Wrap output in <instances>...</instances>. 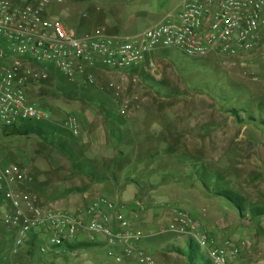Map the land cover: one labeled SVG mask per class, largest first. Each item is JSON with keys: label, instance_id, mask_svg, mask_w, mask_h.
<instances>
[{"label": "crops", "instance_id": "obj_1", "mask_svg": "<svg viewBox=\"0 0 264 264\" xmlns=\"http://www.w3.org/2000/svg\"><path fill=\"white\" fill-rule=\"evenodd\" d=\"M63 1L61 5L51 6L50 14L55 19L63 15L68 21L65 27L73 34L125 38L146 30L167 14L178 11L186 0ZM96 9L98 11H94ZM87 10L94 12L85 17L84 13ZM158 50L161 49L154 51ZM154 51L147 55L144 62L149 63L150 67L153 66L150 59ZM106 73L101 68L93 71L96 80L109 78ZM117 74L123 75L118 72ZM58 89L73 90L74 97L70 99L74 104H78V111L74 115L79 125V136L76 137L77 146L71 149L79 162L74 163V157L72 160L66 158L68 166L64 173H61L59 170L62 168V162L52 157L53 151L49 155L50 162L45 163H48V170L43 174L44 176L38 177L42 174L35 172L33 176V173L29 171L33 181L23 187L24 193L40 205L51 203L42 198L44 194L54 196L53 204L75 216L83 214L90 200L102 199L115 205L110 213L114 219L115 209L122 204L124 209L120 212L121 216L141 236L140 242L135 243V247L145 253L152 251L156 255L160 253L167 255L165 260H160L157 255L158 258L156 257L155 260L158 264H174L170 258L173 259V256L178 254L184 258L183 264H187L186 257L180 252L185 253L190 242L193 246L196 245L188 239H183L184 243L179 244L178 241L182 240L175 242L177 239L167 231L173 219V210L180 206L188 211L198 225L219 245L232 242L241 246V253L235 261L237 264H264V215L256 216L255 214L256 210L264 209V111L260 113L257 110L258 117L250 119V122L241 120L242 123L238 124L239 126L236 125L234 134L223 131L222 126L225 121L206 122L202 133L195 134L193 140L203 143L205 159L209 154L211 157L209 161L219 164V170L207 167L203 170L206 174L216 172L221 181V188L208 187L196 178L195 181L189 182V186H185L187 189L179 188L182 190V195L171 194L169 189L177 188L173 182L169 185L159 183L162 180L157 176L153 178L158 180L153 181L152 176L148 175L147 179L155 185L142 188L137 184L138 180L133 178V170L139 169L140 165L132 163L131 153L134 149L130 148L129 143L134 142V145L139 146V150L147 157L158 155L163 150L158 146L163 140V135L160 136L156 123L146 124L140 117L142 121L132 122L130 126V122L120 119L106 102L100 101V105L92 102V105L81 100V97L76 95L82 90L81 86L72 85L69 88ZM49 112L53 123L66 122L52 109H49ZM38 122L32 126H37ZM217 125H219L218 128H216ZM2 135L1 132L0 137L6 138ZM171 148L167 147V149ZM124 159L129 161L125 163ZM27 167L34 171L36 162H31ZM228 171L230 175H225L224 173ZM205 188L227 190L239 195L244 201L242 211L239 212L227 201L214 197ZM45 189L46 191L42 193ZM136 201L144 204L142 209L135 207ZM85 231V228L79 230L77 240L81 243L73 244L78 245L74 254L77 251L91 249L93 254L100 253L101 257L107 258L110 252L118 251V249L107 247L102 236L90 234L88 241L84 235ZM35 238L44 246L45 237L40 236L31 237L23 248L34 246ZM195 247L199 249L197 245ZM63 249V252L71 251L69 247ZM200 252L205 254L202 250ZM54 254L57 255V253Z\"/></svg>", "mask_w": 264, "mask_h": 264}, {"label": "built area", "instance_id": "obj_2", "mask_svg": "<svg viewBox=\"0 0 264 264\" xmlns=\"http://www.w3.org/2000/svg\"><path fill=\"white\" fill-rule=\"evenodd\" d=\"M62 2L0 0V134L19 124L48 119L46 112L29 103L26 86L49 79V66L71 84L88 86L94 83V69L130 71L156 49H177L193 59L215 52L234 59L264 42V0H186L175 15L169 13L125 38L73 34L50 14L51 6ZM94 11L87 10L84 16ZM65 127L73 137L79 136L76 118L66 119ZM17 181L31 183L33 178L15 165L0 168V198L8 208L5 225L15 236L14 250L40 234L47 238L41 254L65 248L76 243L79 230L85 228L102 236L107 247L118 249L109 254L116 264H156L151 255L135 247L141 236L121 216L122 204L115 209L114 219L110 213L115 205L102 199L90 200L83 214L75 216L53 203L40 205L28 194L15 192L11 187ZM135 207L142 209V204L136 201ZM167 231L178 240L192 241L212 264H237L241 246L219 245L186 211L173 210Z\"/></svg>", "mask_w": 264, "mask_h": 264}, {"label": "rangeland", "instance_id": "obj_3", "mask_svg": "<svg viewBox=\"0 0 264 264\" xmlns=\"http://www.w3.org/2000/svg\"><path fill=\"white\" fill-rule=\"evenodd\" d=\"M172 14L175 15L174 12ZM57 19L65 26L68 24L63 15L57 16ZM150 62L153 64L152 67L149 63H143L133 71L118 72L123 74L119 76L115 71L104 70L109 78L100 80L94 78V83L88 86L81 83L71 84L60 71L49 66L47 69L49 79L26 86L29 103L48 114L46 122L37 123L42 137L37 135L0 137V168L4 165H15L30 175L33 173L34 176L35 172L42 174L38 175L42 177L48 170L49 155L53 151L52 157L62 162V168L59 170L61 173L67 169L66 158L72 160L74 157V163L79 162L71 149L77 146L76 137H73L66 127H63L65 121L53 123L49 112V109H52L65 120L75 118L74 114L78 111V104H74L70 99L74 97L73 90L62 91L58 88L79 85L82 90L76 95H79L81 100L92 105L96 102L100 105V101L106 102L120 119L130 122V126L132 122L142 121L141 118L146 124L156 123L158 126L160 136L163 135V140L158 144L163 150L158 155L147 157L139 150V146L134 147V142L129 143L130 148L134 149L131 153V161L134 165H140L139 169L133 170V178L138 180L139 187H154L155 184L147 179L148 175L156 181L158 179L153 176L159 175L160 172L175 177L174 174L178 170L185 168L191 180L181 182L179 175L176 180L180 181L175 183L177 188L169 189L171 194L182 195V190L179 188L187 189L189 182L195 181L196 178L208 187L221 188L218 174L216 172L206 174L203 170L204 167L219 170V164L209 161L211 158L209 154L205 159L203 143L193 140L194 135L202 133L206 122L220 121H225L222 126L223 131L234 134L236 125L239 123L233 118L231 110H237L239 119L245 122L257 118L259 115L257 110L260 113L264 111V42L254 52L241 58L227 59L215 52L204 58L193 59L177 49H161L152 53ZM28 124L34 125L35 121ZM218 127L219 125L216 126ZM166 146L172 148L167 149ZM46 161H48L47 164H45ZM128 161L124 159L125 163ZM31 162H36L34 171L27 167ZM141 162H143L142 165ZM224 174L230 175V171ZM160 182L169 185L173 181ZM26 185L29 184L17 181L12 184L11 189L15 192H25L23 187ZM1 187L4 190L5 187ZM45 191L46 189L42 193ZM42 198L46 202L55 201V197L49 194H44ZM175 209L183 210L180 206ZM7 214V206L0 201V264H114L111 256L101 257L100 253L93 254L91 249L77 251L74 254L72 250L63 252V248H55L41 254L39 250L42 243L39 244L36 238L33 241V249L25 247L14 250L15 236L5 225ZM84 233L89 241L88 236L91 235L87 231ZM40 236L43 234L34 235V237ZM177 241L178 239L175 240ZM77 242L81 243L78 240ZM178 243H184L183 239ZM146 253L154 260L158 256L160 260L167 258L165 253L157 254L158 256L152 251ZM170 259L174 264L185 262L179 254Z\"/></svg>", "mask_w": 264, "mask_h": 264}, {"label": "trees", "instance_id": "obj_4", "mask_svg": "<svg viewBox=\"0 0 264 264\" xmlns=\"http://www.w3.org/2000/svg\"><path fill=\"white\" fill-rule=\"evenodd\" d=\"M263 100H264V94H263ZM232 116L234 119H236V122L241 124L242 121L239 119V114L237 110H231ZM41 129L37 126H32L29 124H19L18 126H13L7 130H3V136L10 137V136H29V135H37L42 137ZM69 132V131H68ZM70 133V132H69ZM180 175L181 182L191 180V176L186 171L185 168H182L177 171V173L174 174L175 177L169 176V174H164L163 172H160L159 175H157V178L161 179L162 181L170 180L174 183L179 182L180 180H176V178ZM183 180V181H182ZM207 192L212 194L214 197L223 199L230 203L234 208H236L239 212L243 209V199L235 194L234 192L227 191V190H215V189H209L205 188ZM0 201L1 198H0ZM256 216H263L264 215V209L263 210H256L255 211ZM196 246V245H195ZM193 246V244L188 243L186 252H180L183 256L186 257L187 264H212L210 260L207 258L205 254H202L198 248ZM70 250H76L78 249V245H70L68 246ZM30 249H33V245Z\"/></svg>", "mask_w": 264, "mask_h": 264}]
</instances>
